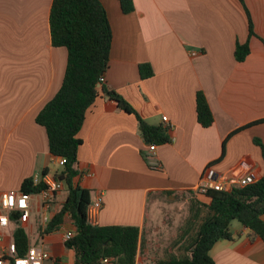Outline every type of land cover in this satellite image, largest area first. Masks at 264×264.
<instances>
[{"label":"crops","instance_id":"crops-1","mask_svg":"<svg viewBox=\"0 0 264 264\" xmlns=\"http://www.w3.org/2000/svg\"><path fill=\"white\" fill-rule=\"evenodd\" d=\"M53 1L0 0V194L21 191L25 179L45 168L53 176L58 166L46 128L36 121L61 88L68 62L67 48L52 43ZM100 1L113 32L104 84L146 121L167 126L170 141L157 144L161 166L152 169L138 119L102 94L88 108L78 135L82 144L74 184L89 189L92 199L102 193L99 225L138 226L136 264H155L168 251L182 252L183 244L172 245L167 219L173 216L162 212L161 205L175 210L174 199L196 193L208 165L215 162L225 181L248 175L258 180L264 174L262 148L255 142L259 138L264 144V121L259 122L264 120V0H244L245 5L241 0H133L130 12L122 10L119 0ZM238 43L250 46L244 61L236 59ZM144 63L154 70L145 79L140 74ZM199 92L214 116L209 127L198 122ZM65 194L63 190L57 197L59 207ZM197 196L209 202L205 195ZM32 203L31 217L21 225L28 244L39 245L35 233L43 241L56 231L41 232L39 196ZM68 227L66 217L58 231L69 255L54 253L56 236L47 243L52 264H75V253L63 240ZM11 228L15 239L12 221ZM231 231L232 239L213 245L215 262L264 264V240L242 223Z\"/></svg>","mask_w":264,"mask_h":264},{"label":"trees","instance_id":"trees-1","mask_svg":"<svg viewBox=\"0 0 264 264\" xmlns=\"http://www.w3.org/2000/svg\"><path fill=\"white\" fill-rule=\"evenodd\" d=\"M119 1L124 12L134 10L133 0ZM241 2L245 5L244 0ZM245 8L249 34L252 36L253 21L249 10ZM50 27L53 45L67 48L68 62L61 88L38 113L36 121L46 128L52 155L65 157L67 162L63 166L58 165L53 175L64 181L66 194L46 233L58 231L66 217L70 216L75 222L76 232L65 241V246L74 251L75 264H105L104 259L109 260L108 264H136L140 240L138 226H101L88 221L92 193L74 184V178L79 174L77 163L82 144L78 135L88 108L102 94L115 100L122 110L136 116L148 143L169 142L168 127L146 121L128 100L101 81L109 67L113 32L107 11L100 0H54ZM249 53L248 43L237 44L235 56L238 61H244ZM140 74L143 79L149 78L154 75V70L150 64L144 63L140 65ZM196 103L198 122L203 127L211 126L214 116L202 92L198 93ZM255 142L261 146L264 158V144L259 138ZM214 163L208 167L214 166ZM48 172L49 168H45L42 175ZM44 188L46 184L36 183L34 178L25 179L21 185L24 193L39 194ZM205 197L208 203L196 198L192 200L190 215L173 242V246L183 243L182 252L168 251L155 264H217L210 251L218 240L233 238L230 226L234 220L264 240V174L248 185H235L224 191L209 190ZM11 221L16 225L15 240L19 252L23 254L28 246L27 232L21 225L19 214H14Z\"/></svg>","mask_w":264,"mask_h":264},{"label":"built area","instance_id":"built-area-1","mask_svg":"<svg viewBox=\"0 0 264 264\" xmlns=\"http://www.w3.org/2000/svg\"><path fill=\"white\" fill-rule=\"evenodd\" d=\"M193 55L196 52L192 53ZM105 81V77L101 78ZM168 121L167 116L163 117ZM146 158L152 169H159L160 162L157 158V143H148ZM57 165L63 166L67 160L65 157H56ZM255 175H248L238 179L225 181L216 167H208L195 187L197 194L205 195L209 190L224 191L230 190L235 185H248L256 181ZM36 183L43 182L46 188L39 194L24 193L22 191H4L0 194V264H52L54 257L43 246L29 243L25 253L19 252L17 242L13 238L14 231L11 228V218L14 214H19L21 221H27L31 217L33 197L39 196V206L42 211L40 230L46 233L49 223L59 210L58 195L64 190L65 184L62 179H57L49 174L37 175L34 178ZM103 207V195L99 193L92 199L88 208L87 218L93 224H98V215ZM70 227L63 233V240L68 241L76 232L75 222L69 221ZM103 263L108 264L109 260L104 259Z\"/></svg>","mask_w":264,"mask_h":264},{"label":"rangeland","instance_id":"rangeland-1","mask_svg":"<svg viewBox=\"0 0 264 264\" xmlns=\"http://www.w3.org/2000/svg\"><path fill=\"white\" fill-rule=\"evenodd\" d=\"M182 197H183V199H179V198H182ZM182 197L179 196V198L174 199L172 204H176L177 205L175 210H173V209L169 210V207H170L169 205H165V204L161 205L162 212H164V213L166 212L168 217L169 216H171V217L173 216L172 219L171 218L167 219V221L169 222L170 226L173 228V230L171 231V233L174 235L173 236L174 237L173 242L178 238L180 231L184 227V224H185L187 218L190 215V205H191L192 200L194 198L199 200V198H198L196 193L195 194L194 193L193 194L189 193V195L185 194ZM152 208H153V203L150 202L149 203V211H151ZM68 218H69V221H70L71 217L68 216ZM236 223L241 224L238 220H234V222L231 223L230 227L232 228L233 225L236 224ZM176 230H177V233L175 232ZM175 233H176V237H175ZM51 235L56 236L57 240L59 239V242H54V245H55L54 253L55 254H62L63 253V254L69 255L70 252L64 250V248H63L64 245L60 241V238L62 236V231H56L53 234L45 235V239L43 241H42V239H40L39 235L37 233H35L33 235V240L34 241L40 240L39 241V245L43 246L45 249H48V244L47 243H51ZM172 245H173V243H172Z\"/></svg>","mask_w":264,"mask_h":264}]
</instances>
